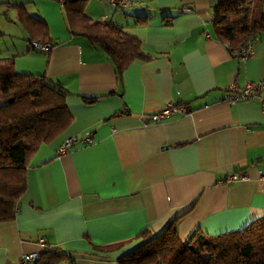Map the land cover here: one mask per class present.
Segmentation results:
<instances>
[{
	"label": "crops",
	"instance_id": "0c3cea01",
	"mask_svg": "<svg viewBox=\"0 0 264 264\" xmlns=\"http://www.w3.org/2000/svg\"><path fill=\"white\" fill-rule=\"evenodd\" d=\"M7 1L45 19L53 46L33 48L16 8L0 4V56H14L17 71L60 81L72 92L73 120L30 158L14 217L0 222V264L41 251L39 236L67 253L56 264H118L141 229L157 232L175 217L182 240L264 217V114L257 99H225L230 83L264 79V33L242 61L214 34L217 0H133L124 8L87 0V15L123 25L147 55L119 79L103 50L69 31L57 0ZM81 95L99 97L87 103ZM170 102L185 110L153 120Z\"/></svg>",
	"mask_w": 264,
	"mask_h": 264
},
{
	"label": "trees",
	"instance_id": "16d2710c",
	"mask_svg": "<svg viewBox=\"0 0 264 264\" xmlns=\"http://www.w3.org/2000/svg\"><path fill=\"white\" fill-rule=\"evenodd\" d=\"M57 1L69 31L103 50L119 79L129 63L147 58L139 40L123 25L87 15V0ZM263 3L264 0H217L213 5L214 34L232 55L237 57L235 53L242 44L248 40L253 43L264 33ZM0 4L16 8L15 19L28 41L51 40L45 19L29 13L23 4L7 0ZM178 9L180 12L181 7ZM69 94L72 92L60 81L45 73L17 71L14 56H0V222L14 217L18 200L27 188V166L33 153L72 122L66 103ZM81 97L92 103L99 96ZM176 218L154 233L141 229L137 234L140 241L117 257L118 264H264V217L241 229L216 235L197 229L186 240L177 233ZM66 256L64 249L47 244L32 262L56 264Z\"/></svg>",
	"mask_w": 264,
	"mask_h": 264
},
{
	"label": "built area",
	"instance_id": "2783aa9c",
	"mask_svg": "<svg viewBox=\"0 0 264 264\" xmlns=\"http://www.w3.org/2000/svg\"><path fill=\"white\" fill-rule=\"evenodd\" d=\"M109 3L116 5L120 8L127 7L131 4L133 0H106ZM213 20V15H212ZM53 46V43L50 41L40 42V41H32V47L35 49L47 51ZM252 54V41L248 40L244 44L240 46V48L236 51L235 55L241 60L247 59ZM228 89L232 91L228 95L225 96V99L228 101H235L238 99H257L259 101V105L261 108L262 113L264 114V79L258 81H249L244 86L237 88L234 83H230L228 85ZM173 109H181L185 110V106L178 105L175 106L173 103H167V105L158 112H155L151 115L153 120H158L159 118L168 115ZM85 142H90L91 138L90 135L85 133L82 136ZM76 137L74 135L66 138L58 147L57 153H64L66 152L76 141ZM243 175L242 173H233L231 175V179H237ZM261 179L264 182V169L260 170ZM37 243L41 249L46 246L45 239L43 236H39L37 239ZM40 251H30L27 253H23L21 255V263L22 264H29L32 261L36 260L39 256Z\"/></svg>",
	"mask_w": 264,
	"mask_h": 264
},
{
	"label": "rangeland",
	"instance_id": "374dc122",
	"mask_svg": "<svg viewBox=\"0 0 264 264\" xmlns=\"http://www.w3.org/2000/svg\"><path fill=\"white\" fill-rule=\"evenodd\" d=\"M263 6H264V3H263ZM1 10V9H0ZM3 10V9H2ZM8 10V12H9V9H7ZM11 13H13V11L11 12ZM0 17L3 19V16H2V14H0Z\"/></svg>",
	"mask_w": 264,
	"mask_h": 264
}]
</instances>
